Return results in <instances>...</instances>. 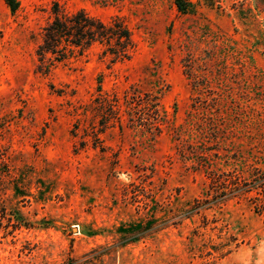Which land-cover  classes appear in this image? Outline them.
Returning <instances> with one entry per match:
<instances>
[{"label":"rangeland","instance_id":"obj_1","mask_svg":"<svg viewBox=\"0 0 264 264\" xmlns=\"http://www.w3.org/2000/svg\"><path fill=\"white\" fill-rule=\"evenodd\" d=\"M191 1L0 0V264H264L260 187L196 206L264 179V0ZM56 2L134 51L43 57Z\"/></svg>","mask_w":264,"mask_h":264},{"label":"trees","instance_id":"obj_2","mask_svg":"<svg viewBox=\"0 0 264 264\" xmlns=\"http://www.w3.org/2000/svg\"><path fill=\"white\" fill-rule=\"evenodd\" d=\"M6 2L14 12L19 7V0ZM175 3L182 12L192 9L191 0H175ZM52 12L53 18L43 28L42 42L38 48V53L43 57L51 54L54 61H63L72 55H83L95 42H101L107 44V51L118 59L129 57L136 47L132 32L118 18L104 22L84 10L65 12L58 2L54 3ZM136 105L140 108L144 106L147 111V116H140L139 124L148 128L154 126L158 120L156 115L159 113L155 99L150 101L148 99V102L138 101ZM225 175L209 172L208 198L197 199L196 206H201L212 199L223 200L229 194L249 193L258 187L264 191V179L256 177L252 181L244 182L240 173H235L231 177ZM256 207L264 209V203L256 202Z\"/></svg>","mask_w":264,"mask_h":264}]
</instances>
